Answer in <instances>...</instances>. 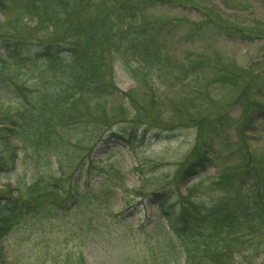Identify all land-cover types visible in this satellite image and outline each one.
Segmentation results:
<instances>
[{
	"label": "trees",
	"instance_id": "1",
	"mask_svg": "<svg viewBox=\"0 0 264 264\" xmlns=\"http://www.w3.org/2000/svg\"><path fill=\"white\" fill-rule=\"evenodd\" d=\"M188 9L201 19L159 14ZM0 12V85L19 101L16 114L0 128V146L13 145L14 156L21 151L49 166L47 177L19 181L15 196L0 192V242L15 231L33 232L48 220L72 215L84 223L86 210L95 206L100 212L114 191L126 192L118 168L94 167L90 161L103 137L96 132L126 124L130 130L124 138L131 140L152 131L196 129L198 158L179 176H195L206 162L222 158L212 185L220 195L206 203L190 189L179 194L178 208L162 204L185 264H237L244 252L255 255L248 259L264 254V154L249 148L242 129L255 112L264 128V106L248 105L246 113L253 108L238 129L232 154L221 156L217 150L212 157V145L231 118L208 109L217 91L242 84L235 102L246 103L252 91L258 92L255 83L264 62L245 68L199 43L184 59L171 52V45L215 33L252 42L264 38V26L233 23L201 0H0ZM187 25L192 31L177 38L174 31ZM118 62L134 82L129 91L115 82ZM78 168L88 170L87 176L100 168L102 181L96 186L88 178L79 182ZM2 251L0 246V264H15ZM54 259L55 264H87L80 250Z\"/></svg>",
	"mask_w": 264,
	"mask_h": 264
},
{
	"label": "rangeland",
	"instance_id": "2",
	"mask_svg": "<svg viewBox=\"0 0 264 264\" xmlns=\"http://www.w3.org/2000/svg\"><path fill=\"white\" fill-rule=\"evenodd\" d=\"M201 1L216 7L223 18L233 23L264 26L262 0ZM159 14L180 16L190 21L201 19L193 9L170 12L161 10ZM2 21L3 15L0 12ZM191 31V25H187L174 33L177 38L184 39ZM188 40L176 47L171 45V52L177 59H184L187 50L199 43L209 51L220 50L245 68L252 64L261 67L264 62V38L248 42L232 40L215 33L199 38V42H194L196 39ZM2 53L0 44V55ZM115 82L123 91H129L134 86L133 80L119 62L115 68ZM239 86L232 90L217 91L213 103L208 106L214 115L225 112L231 118L222 137L212 145L211 157L217 150H221V156L231 155L234 143L239 140L238 129L253 108L246 113L248 105L258 102L264 106V73L255 83L258 92L252 91L246 103L235 102L244 85ZM0 97L1 128L8 125V117L16 114L19 101L5 85H0ZM259 118L260 114L255 112L242 125L247 144L257 155L264 154V128ZM128 128L129 125L124 124L116 125L108 131H97L96 135L103 137L90 156L94 167L110 164L118 168L124 177L127 191H114L110 202L104 204L108 208L100 212L94 209L95 206L86 210L87 219L84 223L71 215L59 220H48L36 226L34 229L37 230H29L25 235L19 231L11 233L0 242L2 253L8 261L15 264H55L54 256L69 250H80L87 264H185L182 248L172 233L168 232L169 224L162 216V204L166 203L165 209L175 206L180 199L179 194L186 195L190 189L197 199L206 203L220 195L213 191L212 185L218 177V166L222 158L217 159L218 165L213 160L206 162V167L195 176H179L180 169L198 158V154H195L196 129L189 127L162 133L152 131L142 140H131L127 136L124 138V133L130 130ZM198 147L201 148V144ZM13 149V145L0 146V160L4 162L0 165V192L12 191L15 196L19 181L29 184L39 176L47 177L49 166L43 160L37 164L31 156L25 158L21 151L14 156ZM90 171L91 176H87L88 170L78 168L76 178L81 183L88 178L96 186L97 182L102 181L98 178L102 171L100 168ZM71 172L72 169L69 170ZM178 207L177 204L175 208ZM110 212L114 215H110ZM254 256L249 251L244 252L236 257L237 264H262L264 254L260 253L254 259L247 258Z\"/></svg>",
	"mask_w": 264,
	"mask_h": 264
}]
</instances>
